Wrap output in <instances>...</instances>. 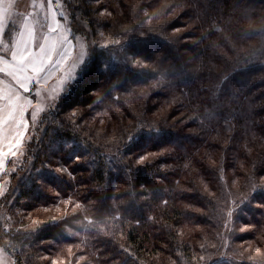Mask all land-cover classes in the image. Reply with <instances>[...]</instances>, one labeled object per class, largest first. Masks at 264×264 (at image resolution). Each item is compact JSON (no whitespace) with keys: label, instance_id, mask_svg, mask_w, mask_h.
Here are the masks:
<instances>
[{"label":"trees","instance_id":"trees-1","mask_svg":"<svg viewBox=\"0 0 264 264\" xmlns=\"http://www.w3.org/2000/svg\"><path fill=\"white\" fill-rule=\"evenodd\" d=\"M61 3L91 53L41 114L0 198V247L12 264H46L44 255L64 264H252L232 252L197 258L229 205L231 247L248 237L264 250V34H246L250 22L264 28V0ZM149 152L158 155L135 163ZM53 157L67 171L55 173ZM29 213L46 221L35 233Z\"/></svg>","mask_w":264,"mask_h":264},{"label":"snow or ice","instance_id":"snow-or-ice-1","mask_svg":"<svg viewBox=\"0 0 264 264\" xmlns=\"http://www.w3.org/2000/svg\"><path fill=\"white\" fill-rule=\"evenodd\" d=\"M15 0H0V198L8 193V177L17 171L22 159L26 154L28 145L31 143L32 134L30 129H35L42 113L47 109L54 108L59 98L65 94L78 77V71L88 55V48L81 41L80 36L74 39L72 32L67 27L68 17L61 9L60 0H32V11L26 13L14 12ZM105 16L104 12L100 13ZM149 14L146 12L145 16ZM63 18V22H61ZM12 25L11 36L6 37V30ZM123 31H131L125 27ZM173 31H179L174 29ZM260 31L264 34V28L257 29L253 23H249L247 35L251 36ZM111 43L119 44V40H112ZM78 46V47H77ZM101 48L109 47L108 44H101ZM75 51V55L73 54ZM135 66L146 67L140 59L131 57ZM55 83L50 84V81ZM34 91L37 98L36 103L28 95ZM46 101V103H45ZM31 109L30 119L28 117ZM77 112L72 110L69 116L71 120ZM75 123V121H72ZM132 137H129V141ZM158 153H145L135 159L137 165H144L150 157ZM9 162L11 167H8ZM55 173L63 174L67 171L62 166L54 169ZM65 205V214L70 201H62ZM166 203V201H165ZM80 204H75L73 214L76 209H80ZM44 211H49L45 208ZM55 212L59 214L61 209L55 207ZM231 216V213H229ZM31 219V217H28ZM65 219V216H60ZM53 221L57 217H51ZM33 227L31 232H37L41 224L46 221H31ZM79 225L80 221H74ZM105 221H93L87 219L88 225H104ZM227 228L228 225H225ZM8 228H5L7 231ZM27 230V229H26ZM103 231V227L100 228ZM250 226L242 227L240 232L249 231ZM229 231L231 229L229 228ZM69 236L79 235L71 228L67 229ZM247 244V247L244 244ZM229 241L224 239L223 247L227 248ZM207 247L217 248L215 243L201 244L205 251ZM242 251H234L233 255L240 259L245 258L252 264H264V250L254 247L253 242L245 241L240 244ZM4 249L0 248V264H4ZM124 251H127L125 248ZM68 252L74 255L72 247ZM254 254V255H253ZM41 260L51 259V264H64L59 257L50 258L47 255L41 256ZM84 257H78L83 260ZM198 262L204 261L206 257L199 255ZM68 264H71L69 259Z\"/></svg>","mask_w":264,"mask_h":264},{"label":"rangeland","instance_id":"rangeland-1","mask_svg":"<svg viewBox=\"0 0 264 264\" xmlns=\"http://www.w3.org/2000/svg\"><path fill=\"white\" fill-rule=\"evenodd\" d=\"M45 2H46V0H45ZM54 2H55V0H54ZM31 4H32V0H15V6H14V9H13V11L15 12V10H19V12L20 13H26V12H29V11H32V7H31ZM60 4H61V9L60 10H63L64 12H65V14H66V16L68 17V14H67V12H66V10H65V8H64V5L61 3V0H60ZM159 15V13H157V16ZM151 19L152 18H145L144 19V23L147 25V26H149L150 25V21H151ZM156 20H158V19H156ZM61 22H63V18H61ZM148 23V24H147ZM67 27L70 29V25H69V17H68V21H67ZM11 30H12V28H8V30H7V32H10L9 34H5L6 35V37H10L11 36ZM173 30H171V31H168V34H170L171 32H172ZM176 32H172V35H174ZM76 36H72V38H73V43L75 44L76 43V41H75V38ZM81 37V41L83 42V43H85L86 44V42H85V38L84 37H82V36H80ZM181 41H184V38L181 40ZM78 47V46H77ZM87 48H88V55H87V57L85 58V59H87V58H89V56H90V49H89V47L87 46ZM183 53H184V51H183ZM74 55H75V51H74V53H73ZM263 64H264V62H263ZM52 83H55V81L53 80V81H50V84H52ZM29 96H30V98L33 100V103L35 104L36 103V101H37V98L35 97V95H34V91L32 92V93H29L28 94ZM45 103H46V101H45ZM47 110H49V109H47ZM46 110V111H47ZM45 111V112H46ZM30 114H31V109L29 110V113L27 114L28 115V117H29V119H30ZM39 121V120H38ZM32 130L33 129H30V132L32 133ZM51 163H54L53 165H58L59 166V163H58V160H57V158H55V157H53L52 158V161H51ZM8 167H11V163L9 162V165H8ZM53 170V169H52ZM0 183H3V177H0ZM208 193V192H207ZM224 194V193H223ZM209 195L211 196L212 194H210L209 193ZM222 198H224V197H220L219 199H222ZM226 198V197H225ZM230 202V201H229ZM225 205V203H221V201H220V203H219V205L218 204H216V207H215V209H214V224L213 225H215V224H217L218 223V216H219V214H218V210H219V208L220 207H223ZM229 213H231V215L233 214V209H232V207L230 208V205H229V207L227 208V212L224 214V220H223V222H222V224H221V229H219V231L216 229L214 232H213V234H212V236H211V241L209 240V243H215L216 245H217V248H209V249H207L204 253V256L206 257V256H208V255H216V251H219V255L220 254H222V255H220V257H229L230 256V254H231V252H232V254H233V252L234 251H236V252H238V251H242V249L240 248V244L242 243V242H245V241H249L250 239H248V237H245L243 240H241L240 242H236L235 244L233 243V245H232V247L234 246V249L231 247V238H232V227H231V216H229ZM32 214H28V217L30 216L31 217V219H29V221L28 222H31L32 220H35V218H37V217H39V215H35V214H33L34 215V217H32L31 216ZM37 219H39V218H37ZM40 219H42V218H40ZM215 220H216V223H215ZM225 225H228V227L226 228L225 227ZM215 227L213 226V229H214ZM229 228L231 229V231H229ZM205 230V229H204ZM224 239H227L228 241H229V245H228V247L227 248H225V247H223L222 245H223V242H224ZM252 242V241H251ZM237 247H236V246ZM244 246L245 247H247V244L245 243L244 244ZM254 247H256L255 245H253ZM1 248V247H0ZM247 254V253H246ZM248 255V254H247ZM254 255V254H253ZM50 261H51V259H50ZM3 262H4V264H12V258H10L5 252H4V257H3ZM45 263L46 264H51V262L50 263H47L46 262V260H45Z\"/></svg>","mask_w":264,"mask_h":264},{"label":"crops","instance_id":"crops-1","mask_svg":"<svg viewBox=\"0 0 264 264\" xmlns=\"http://www.w3.org/2000/svg\"><path fill=\"white\" fill-rule=\"evenodd\" d=\"M17 1H18V0H17ZM15 12L20 13L19 10H15ZM9 28H12V25H11V24L9 25ZM7 30H8V29H7ZM7 30H6V33H5V34H9V33H10V32H7Z\"/></svg>","mask_w":264,"mask_h":264}]
</instances>
